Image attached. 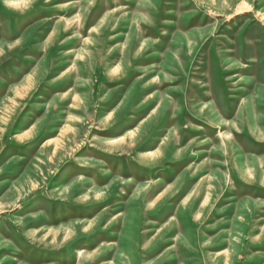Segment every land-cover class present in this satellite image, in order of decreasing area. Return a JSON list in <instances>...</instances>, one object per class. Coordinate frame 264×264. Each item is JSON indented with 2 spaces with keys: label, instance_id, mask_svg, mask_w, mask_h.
Instances as JSON below:
<instances>
[{
  "label": "rangeland",
  "instance_id": "obj_1",
  "mask_svg": "<svg viewBox=\"0 0 264 264\" xmlns=\"http://www.w3.org/2000/svg\"><path fill=\"white\" fill-rule=\"evenodd\" d=\"M0 264H264V0H0Z\"/></svg>",
  "mask_w": 264,
  "mask_h": 264
},
{
  "label": "bare ground",
  "instance_id": "obj_2",
  "mask_svg": "<svg viewBox=\"0 0 264 264\" xmlns=\"http://www.w3.org/2000/svg\"><path fill=\"white\" fill-rule=\"evenodd\" d=\"M158 181H162V178H159ZM78 255H79L80 257H86V256H88V255L85 254L84 251H81V250L78 251Z\"/></svg>",
  "mask_w": 264,
  "mask_h": 264
}]
</instances>
